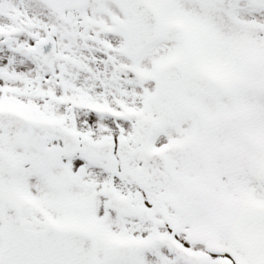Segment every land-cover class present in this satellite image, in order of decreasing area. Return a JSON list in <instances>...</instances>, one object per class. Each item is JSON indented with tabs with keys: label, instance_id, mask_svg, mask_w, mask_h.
I'll return each instance as SVG.
<instances>
[{
	"label": "snow or ice",
	"instance_id": "snow-or-ice-1",
	"mask_svg": "<svg viewBox=\"0 0 264 264\" xmlns=\"http://www.w3.org/2000/svg\"><path fill=\"white\" fill-rule=\"evenodd\" d=\"M0 264H264V0H0Z\"/></svg>",
	"mask_w": 264,
	"mask_h": 264
}]
</instances>
